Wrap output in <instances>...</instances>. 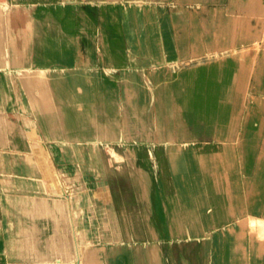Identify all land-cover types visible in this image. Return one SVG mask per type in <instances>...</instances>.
Returning a JSON list of instances; mask_svg holds the SVG:
<instances>
[{"label": "bare ground", "instance_id": "1", "mask_svg": "<svg viewBox=\"0 0 264 264\" xmlns=\"http://www.w3.org/2000/svg\"><path fill=\"white\" fill-rule=\"evenodd\" d=\"M13 6L7 3L5 6L0 7V9H4L5 13H7L0 19V78L5 77L2 79L3 82H0V97L6 100V102L9 101L8 98L4 97L3 90L5 89L4 87L7 88L8 86L9 88L11 85L9 83L7 86L4 85V80L9 79L8 76L7 78L4 75L11 74L10 78L12 80V77L21 73L22 76L20 74V76H17L20 77L21 84L23 85V89L21 90L23 95L19 97L20 102H18L24 113L25 125L34 124L28 118L30 113L28 108H26L25 98L27 97L34 106L41 129H37L36 133L32 131L28 133V136L33 141L37 139V142L34 141L33 145L30 146V149H32L31 154L20 151L21 148L17 144L19 147V154L17 156H20V158H18L16 166L21 171L20 176H23L26 172L35 171V167L38 165L37 161L40 160L42 164L44 163L43 165L47 166L49 174H52L54 190L49 191L51 190V185L50 187L47 185V194L46 192L34 194L27 190H20L17 186L7 185L8 179H15V176L4 178L6 173L0 172V264H6L5 256L2 253V197L4 195L9 198L14 196L20 197L21 195L27 196V198L38 196L41 199L49 200L52 211L56 212L58 207L52 196L61 197L67 195L69 187H65L68 184L65 178L68 172L64 171V168L61 166L51 169L53 162L50 160L49 149L46 144L42 143L45 139L46 141H49V139L58 141L54 145L56 154H59L58 156H66L71 160H78L79 162H89L96 167L93 170L94 172H90L91 176L103 178L107 181V185L101 191L106 196L103 199L107 203L104 205V208L107 213V223L112 231V236L107 237L101 234V236H97L90 243L80 239L81 243H79V247L77 248L78 260L76 263L71 262L69 264H149L147 263L148 258H146V252L147 256H150V253H148L149 238L153 241L158 239L157 234L153 235L152 231L154 229L152 230L150 227L154 220L150 215L151 218L150 220L148 219V222L138 224L132 214L127 215L128 208L125 205H128L127 201H129L131 205H134L132 207H135V211H137L140 209V206L141 209L144 208L142 201L146 197L148 198L147 200L151 198L150 202H152L153 177L140 162H136V168H133L128 161V156L130 154L135 156L136 152L137 157L135 156V158H140L141 162L153 167L152 162L153 164H155L154 161L156 162L151 156L152 152L150 151L153 150L161 152V157L165 155L162 150H173V154L171 152V155L167 157L171 165L167 166L169 168H166L165 174H167L164 177V170H160V173L163 172L162 182L166 186V193L168 190H177V187L181 186L179 183H184L185 181L190 183V186L187 188L183 186L186 188L183 192H178L177 195H167V193V196L162 198L164 200L162 204V219H160L164 226L162 230L164 231V236L170 237L168 243L172 242V244H167L173 245V247L175 245L176 247L169 250L168 255H164L161 249L159 251V260L154 264H208L209 257L212 260V264H264V245L255 246L254 242L249 244L251 247L250 256L245 254L246 248L237 246L240 255L237 256L235 254L236 256L233 255L234 257H220L223 250L219 246L224 240L223 236L216 233L214 244L217 245L216 247L214 246L215 249H210L208 243L211 239L210 234L220 229L232 230L234 228L232 220L244 217L248 208L254 207L248 202L235 204V199L242 200V188L244 185L242 184V180L234 178V180H231V184H228L229 181L227 179L219 177L211 178L209 175L216 169L219 170L217 167L221 163V159L215 152L218 145L214 144L215 142L213 141H221L222 138H234V134L237 132V129L233 125L225 127L226 120L228 119L227 115L234 112L232 111V107L234 110L235 100L232 97V92L226 91L224 88H233L238 85L237 80L240 78V74L237 73L238 67L236 66L239 64L236 65L237 62L231 59H226L223 62L224 64L216 63V68H218L216 70L218 72H223L222 69L225 70L224 85L221 83L222 80L215 78V76L197 75L195 78L189 77L190 79L175 80L166 88H162L163 90L159 91L158 89L155 92L152 86L156 82L145 77L146 74L136 71L126 80L117 81L114 89L101 88L99 91H96L90 87V82L99 84L101 80L110 79L111 73H108V69L99 67L95 64L96 61H88L86 56H83L80 51L76 54L75 60H65V54L61 53L60 50L64 46L69 45V42L58 41L62 29L56 27L53 30H48L46 22L50 21H46L45 15V20L37 18L35 20L36 24L32 27L30 19L24 15H19L18 17V15L15 16L14 13H11L14 8ZM16 7L20 6L17 5ZM24 11V9H20L21 14ZM36 12L40 16L42 10L40 9ZM137 16L139 15L137 14ZM127 17L130 21L134 22L131 26L126 27L131 38H134L133 41H141L144 53L152 54L156 61L164 59V51L159 50V47L158 49L154 47L156 43L161 42L158 40L157 33L155 32V23H150L148 28L142 29L141 18L134 16ZM29 30L31 32L27 35L29 38L25 44V47H28V52H26L28 60L16 61L12 56V49L13 54L19 55L24 52L22 45L25 41H23L22 36L25 37ZM53 31L55 32V41L52 43L45 41V39L48 40L53 36ZM80 32L75 30L72 33V37L76 39L75 46L78 50L85 49V45L87 44L83 42ZM45 49L48 50L49 57L51 58L38 57L39 52ZM41 60L44 63H41ZM21 64L26 67H16L17 70L12 69L13 66H21ZM57 64H63V66L60 67ZM90 64H93L95 67H90ZM33 65L38 66L32 68L31 66ZM82 65L85 67H82ZM203 67H206L205 64L200 67V70ZM23 73L29 76V80L24 79L28 76H23ZM186 73V71H183L181 75H185ZM83 74H89V79H87L88 77H84L83 79V76H81ZM259 76L262 77L261 83L264 82V63L260 65ZM35 82H45V92L48 96H46L43 90L41 93H38L32 87ZM196 94H219L221 98L219 109L217 110L213 104L207 102V109L194 110L192 101ZM178 101L180 103L175 105L174 102ZM42 105L45 108L42 109ZM79 108H82V110ZM176 111H178L177 114H175ZM38 139H41V143L38 142ZM67 139L77 140L76 143L78 144L76 147L69 145V143L65 146L62 141ZM84 139H88V142L87 140L84 141ZM110 140L115 141L111 142ZM138 140L142 141L138 142ZM79 145L87 146L86 151L90 154L88 157L81 156V154L85 153H83ZM108 145H111L109 150L107 149ZM191 148L197 150L193 156L187 153ZM247 148L252 149L251 146H247ZM178 149L179 151H183L182 153L184 154L182 156L178 155ZM7 150L2 134H0V153L7 152ZM139 150H142V152L137 154ZM165 153L168 154L167 152ZM34 154L40 156L38 160L35 158L36 156H33ZM157 154L156 156H158ZM247 156V162H249L248 160L251 159L252 153L250 155L247 154ZM163 160H165V157ZM259 163L260 165L256 169V173L260 175L256 177L258 178L256 187L262 186L264 188V184L260 183L262 180L264 182V161H259ZM6 165L9 167L12 163L6 160ZM160 165L162 166V164ZM154 167L150 169H155L156 167ZM75 171L76 174L71 180H82L86 176V171L83 170L81 164H79ZM136 171H141L143 174L142 189L139 185L140 180L136 177ZM157 174L160 175L159 173ZM16 175L19 176V174ZM162 177H158V180L161 181L159 178ZM20 179L22 180V178ZM171 180L174 182L173 184H176L173 185ZM147 184L149 189L146 191ZM163 185L159 184V186ZM249 187L252 188L253 186ZM11 194L14 195L10 196ZM67 196L71 197L72 195L70 193ZM190 196H194V201L188 205L186 200ZM260 204L262 205V202ZM162 205L160 204V206ZM261 205L258 210L262 208ZM253 209L257 210L256 208ZM114 213L117 215V225L120 228L113 226L116 220ZM119 214H122L125 218L122 220L123 217L121 218ZM254 220L250 219L248 222L254 223ZM146 225H149V229L151 228V230L147 229V231L149 233L151 231L153 234H148L145 231ZM120 232H123L122 238H119L121 236ZM124 232H128V234L124 236ZM144 232H146L148 237H144ZM119 233L120 236L118 235ZM235 235L234 237L236 238ZM202 236L207 237L206 240L200 239L197 242L196 239H192L194 237L201 238ZM171 237L172 239L184 238L186 240L178 239L176 242H173ZM187 238L191 240V244L195 241V246L199 245V247L197 246L198 249H196L194 244L190 247L191 244L187 242L189 241ZM243 239L237 237L234 242L236 244ZM151 249L153 250V248ZM193 250L196 252L193 253ZM59 264L67 263L61 261Z\"/></svg>", "mask_w": 264, "mask_h": 264}, {"label": "rangeland", "instance_id": "2", "mask_svg": "<svg viewBox=\"0 0 264 264\" xmlns=\"http://www.w3.org/2000/svg\"><path fill=\"white\" fill-rule=\"evenodd\" d=\"M7 3L14 5L13 11H11L12 14L14 13L15 16L18 15V17L19 15H24L26 18L30 19L32 27H34L36 24L35 20L37 18H41L43 20L47 18L46 21H50L48 23L46 22V28L48 30H53L56 27L62 29L58 41L69 42V45L64 46L60 50L61 53L65 54V60H75L76 54H78L80 51L82 52L83 56H86L88 61H96L95 64L99 67L101 66L105 67L106 70L108 69V73H111L110 79L101 80L99 84L90 82V87L96 91H99L101 88L114 89L116 87L117 81L126 80L136 71L146 74L145 77L156 82L154 84L155 86H152V89H154L155 92L158 89L159 91L163 90L162 88H166L175 80L189 77L195 78L197 75L215 76V78L221 79V83L224 85L225 82L223 81V78L225 77V70L222 69L223 72H218L216 70L218 69L216 68V63L224 64L223 62L226 59H231L232 61L237 62L236 65L239 64L241 66H236L238 67L237 73L240 74V78L237 80L238 85L234 86L233 88H224L226 91L232 92V97L235 100V109L233 110L232 107V111L234 112L231 111L232 113L227 115L228 119L226 120L225 127H230L233 125L237 129V132L234 134V138H222L221 141H213L215 142L214 144L218 145L217 151L215 152L221 159V163L217 167L219 170L216 169L212 173L206 174H209L211 178L219 177L227 179L229 181L228 184H231V180H234V178L237 180H242V184H244L242 188V200L244 199V201L241 199H235V204L237 205L238 203L240 204V202H248L254 206L253 208L258 210L261 205L260 203L262 202V208L258 211L251 207L248 208L244 217L237 219L234 218L232 220L234 226L232 230L227 231L226 229H220L219 231L210 234L211 239L208 243L210 249H215L217 245L214 244L216 233H219L220 236H223L224 240L219 246L223 250L220 257H234L233 255L235 254L237 256L240 255V251L237 250V246L246 248L247 250L245 254L250 256L251 247L249 244L254 242L255 246L264 245V188L262 186L256 187L258 184V178L256 177H259L260 175L256 173V169L260 165L259 161H264V82L261 83L262 77L259 76L260 65L261 63H264V0H0V7L5 6ZM17 5L20 7H16ZM20 9H24V13L21 14ZM40 9L42 10V13L39 16L36 11ZM5 14L7 13H5L4 9L1 8L0 19L5 16ZM137 14L139 16H137ZM127 16L141 18L142 29H146V27L148 28L150 23H155V32L157 33L158 40H160L162 43H156L154 47L156 49L159 47V50L164 51V59L162 58L160 61H156L152 54L144 53V47L141 41H133L134 38H131L126 27L129 25L131 26L134 22L130 21ZM31 30H29L25 37L22 36L23 41H25L22 45L24 52L17 55L13 54L12 49V56L14 59H16V61L28 60L26 53L28 52V47H25V44L27 42L26 40L29 38L27 35L31 32ZM75 30H77V32L81 31L80 33L82 34V40L84 43H87L85 45V49L78 50L76 48V39L72 37V33ZM54 33L55 32L53 31V36L48 40L45 39V41H48L49 43L54 42ZM38 57L51 58L49 57L47 49L39 52ZM40 62L44 63L43 60ZM204 64L206 67H203L200 70V67ZM57 65L60 67L63 66V64ZM90 65V67L93 66V64ZM35 66L33 65L31 67L33 68ZM16 67L25 68L26 66L21 64V66H13L12 69L17 70ZM82 67L85 66L82 65ZM181 71H186L187 73L185 75H181ZM19 74L22 76L21 73H18L17 75L20 76ZM10 75H4L6 77L8 76L10 79H5L4 85L7 86L9 83L11 86L16 88L17 94H15V100L19 101V97H22L23 95L21 92L23 85L21 84L20 77L17 75L12 77L14 75L13 74L11 76V80ZM26 75L27 74L23 73V76ZM84 75L85 74L81 75L83 76V79L84 77H88L87 79H89V74L85 76ZM3 78L5 77H2V79ZM28 78L29 76L24 79L26 80ZM158 82L160 83L158 84ZM32 87H34L38 93H41L42 90L45 92L46 90L45 82H35ZM45 94L48 96L46 92ZM25 99L26 108H28L30 113L28 118L34 123L29 124V126L25 125V127L27 128L28 133L31 131L36 133L37 129H41L38 123L37 115L34 106L31 104L29 99L27 97ZM220 100L221 98L219 94H196L194 95L192 101V107L194 110L201 108L207 109V102H210V104H213L218 110L221 102ZM174 103L176 105L180 102L178 101ZM43 108L45 107L42 105V109ZM79 109L82 110V108ZM19 111L22 114V118L24 119V113L22 112V109H19ZM177 112L178 111H176L175 114H177ZM40 140L41 139H38V142H40ZM86 140L88 142V139H84V141ZM34 141L37 142V139ZM110 141L113 142L115 140ZM140 141L142 140H138V142ZM57 142L58 141L54 139H49V141H46L45 139L42 143L46 144L49 149V156L51 158L50 160L53 162L51 169H56L57 167L61 166L64 168V171L68 172L65 178V181H68V184H66L65 187L70 186L71 188L68 189V191L72 189L75 191L76 187H78L76 184H73L74 182L70 181L71 178H73V176L76 174L75 170L78 168L79 164H81L83 170L86 171V176L79 181L88 182L96 179V177H93L90 174V172L96 168L94 165L87 161L79 162L78 160H71L66 156H58L59 154H56L54 148V145ZM76 142L77 140L72 139L62 141L65 146H67L69 143V145H74L75 147L78 144ZM181 145L183 146V144ZM247 146H251L252 149H248ZM79 147L83 150V153H85L81 154L82 157H88L90 155L86 151L87 146L79 145ZM110 148L111 145H108L107 149L109 150ZM155 151L156 153H154ZM157 151L158 150L150 151L152 152V158L156 160V162L154 161L155 164L152 162V165H156V168L153 166L155 169H150L153 167L141 162L142 160L140 158H135L136 152L135 156L132 154L128 156V161L133 166V168H136V162H140V164L144 166L147 172L153 177L151 195L153 199L152 202H150L151 198L150 200H147V197L146 199H143L142 203L144 208L141 209L140 206V212L139 210L135 211V207H132L134 205H131L129 201H127L128 205H125V207L128 208L127 215L132 214L134 219L136 218V222L138 224L148 222V219L150 220L151 218L150 215L155 222H153L152 225L150 222V227L152 230L154 229L152 231L154 234L151 233V231L150 233L147 231V229H149V225H146L145 230L148 234H153L154 236L157 234L158 238L155 241L150 240L149 238L148 253H150V256H147L148 254L146 252V258H148L147 263L149 264L158 262L159 251L161 249L164 255H168V251L176 247L175 245L174 247L173 245H168L172 244V242L168 243L170 237L167 235L164 236V231L162 230V227H164L160 220L162 219L163 214L162 204L164 200L162 198L169 194L177 195L178 192H183L187 187L190 186V183L185 181L184 183H179L181 186L177 187V190H168V194L165 192L167 191L165 190L166 186L163 185L164 182L162 181L164 175L167 174H165L167 171L166 168H169L167 166L171 165L167 160L169 159L167 157L171 155L173 150H162V152L165 154L163 157L160 156L161 152L159 153ZM140 152H142V150H139L137 154ZM182 152L183 151H179L178 149L177 153L178 155L182 156V154H184ZM196 152L197 150L194 148H191V150L187 151L188 155L191 156H193V154ZM153 153L155 154V157ZM250 153H252V157L248 160L249 162H247V154L250 155ZM156 154L158 156H156ZM160 157L162 159L165 157V160L163 161L167 162H163ZM37 162L39 167H44L47 169V166L43 165L44 163L42 164L40 160ZM160 164H162L164 167H162ZM160 170H164V173H160ZM157 173H159L161 176ZM51 176L52 174L49 175V179L52 180L53 178ZM8 177L10 176L6 175L4 178ZM136 177L140 180L139 185L142 189V172L136 171ZM158 177H162L159 178L161 181L158 180ZM98 179L100 180V184L97 185L96 188L100 191H103L102 188H105L104 186L107 185V181L103 178ZM262 181L260 183L264 184ZM171 182L172 184L174 183L172 180ZM159 184L163 186H159ZM249 186L253 187L250 188ZM162 187H164V189H162ZM148 189L149 186L147 184L146 191ZM158 189H160L159 192ZM70 199L72 200V196ZM159 199L162 206L159 204ZM193 199L194 196H190V198L186 200V203L190 205L194 201ZM116 214L114 213L116 220L113 226L120 228V226L117 225L118 220ZM144 214L146 215L144 216ZM120 216L121 218L123 217L122 220L125 218V216L122 214ZM250 219H255L254 223H249L248 220ZM87 227L88 225H85L83 221H80V228L82 230ZM151 228L149 230H151ZM84 233L86 237L84 235L83 237H80V239L85 240L87 243H90L92 240L96 239L95 237L88 236L90 233H88L86 229L84 230ZM120 233L118 234L119 236ZM122 233L120 237L118 236L119 238L123 237ZM124 233V236L128 234V232ZM144 234V237H148L146 232H144ZM237 237L244 239L235 244L234 241L237 239ZM206 238L207 237L202 236L201 238L194 237L192 239H196L198 242L200 239L206 240ZM178 239L176 238L172 240L173 242H176ZM181 240L186 239L183 238ZM190 241L191 240L189 239L187 242L191 244ZM193 242L195 243V241ZM180 243L182 244V242ZM193 244H191L190 247H192ZM197 246L199 247V245ZM197 246H195L196 249H198ZM151 248H153V250ZM195 252L196 251L193 250V253ZM208 259V264H212L210 257Z\"/></svg>", "mask_w": 264, "mask_h": 264}, {"label": "crops", "instance_id": "3", "mask_svg": "<svg viewBox=\"0 0 264 264\" xmlns=\"http://www.w3.org/2000/svg\"><path fill=\"white\" fill-rule=\"evenodd\" d=\"M0 82H3L2 78H0ZM4 88V97L9 101L6 102L0 97V134H2L8 150L0 153V172L6 173L7 176H15V179H8V186L14 185L20 190H27L34 194L37 192H46L47 194V185L49 187L51 185L49 191L54 190L53 179H49L50 174L47 169L36 166L35 171L26 172L20 176L21 171L16 166L18 158H20L17 156L19 154L18 145L21 148L20 151L31 154L30 146L33 145V140L28 136V130L19 111L20 103L15 100L16 88L13 86ZM33 156H36L37 160L40 157L35 154ZM6 160L12 165L8 167ZM70 182H74L73 184L79 188L76 187L75 191L72 189L66 193L67 195L71 193L72 200L67 195L52 196L58 207L56 212L52 211L49 200L41 199L38 196H36L37 198H27L23 195L12 198L5 195L2 197V253L5 256L6 264H59L61 261L67 264L76 263L78 260L77 248L81 243L80 237L86 233H84L85 229L90 233L88 235L90 237L96 238L101 234L107 237L112 236L104 208L107 203L103 199L106 196L96 188L100 184V180L96 178L88 182L79 180ZM69 189H71L70 186ZM80 221H83L88 227L82 230Z\"/></svg>", "mask_w": 264, "mask_h": 264}]
</instances>
